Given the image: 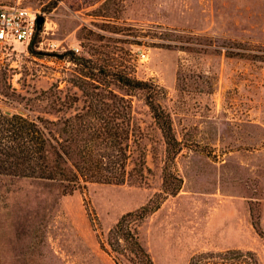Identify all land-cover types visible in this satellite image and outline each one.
Masks as SVG:
<instances>
[{
    "label": "rangeland",
    "instance_id": "1",
    "mask_svg": "<svg viewBox=\"0 0 264 264\" xmlns=\"http://www.w3.org/2000/svg\"><path fill=\"white\" fill-rule=\"evenodd\" d=\"M15 1L43 22L0 61V108L50 119L84 108L62 101L79 93L81 65L46 52L72 49L152 79L182 145L170 163L179 189L132 222L152 264H264V0L0 3ZM108 87L130 99L142 175L68 192L56 180L0 174V264H139L112 251L106 233L161 192L163 144L140 90Z\"/></svg>",
    "mask_w": 264,
    "mask_h": 264
},
{
    "label": "trees",
    "instance_id": "2",
    "mask_svg": "<svg viewBox=\"0 0 264 264\" xmlns=\"http://www.w3.org/2000/svg\"><path fill=\"white\" fill-rule=\"evenodd\" d=\"M178 47L188 49L182 44ZM61 53L81 65L79 74L73 79L79 93L64 94L62 101L69 98L70 102L80 100L84 108L55 119L0 108V174L56 180L68 192L83 188L92 181L123 182L131 170L141 176L145 166L144 154L130 99L109 88L108 84L113 81L127 89L140 90L163 144L162 196L156 194L138 208L122 213L108 229L106 241L116 254L129 260L136 258L139 264H152L148 252L137 239L132 222L155 210L162 197L176 193L181 183L170 163L182 145L169 112L158 100L161 86L150 78L111 72L104 64L90 63L89 58L72 49ZM57 99L59 96H54V100ZM131 147L138 151L133 158ZM130 160L132 163L128 166ZM245 252L252 254L250 250ZM192 259L188 264L193 263ZM115 261L119 263L117 256ZM198 263L199 259H196L195 264Z\"/></svg>",
    "mask_w": 264,
    "mask_h": 264
},
{
    "label": "built area",
    "instance_id": "3",
    "mask_svg": "<svg viewBox=\"0 0 264 264\" xmlns=\"http://www.w3.org/2000/svg\"><path fill=\"white\" fill-rule=\"evenodd\" d=\"M36 12L18 2L0 3V61L14 50V43L26 45L35 29Z\"/></svg>",
    "mask_w": 264,
    "mask_h": 264
},
{
    "label": "water",
    "instance_id": "4",
    "mask_svg": "<svg viewBox=\"0 0 264 264\" xmlns=\"http://www.w3.org/2000/svg\"><path fill=\"white\" fill-rule=\"evenodd\" d=\"M43 22V16L42 15H37L36 20H35V29L33 32V36L31 38V42L34 40L35 35L37 34L38 30L40 29L41 23ZM37 53H42V51L36 50ZM49 54H54L57 55L59 57H62L63 54L62 53H55V52H46Z\"/></svg>",
    "mask_w": 264,
    "mask_h": 264
}]
</instances>
